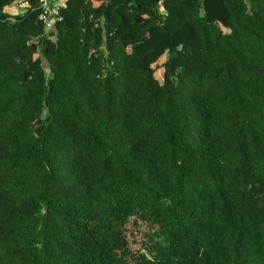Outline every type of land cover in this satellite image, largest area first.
Returning <instances> with one entry per match:
<instances>
[{"label":"trees","instance_id":"16d2710c","mask_svg":"<svg viewBox=\"0 0 264 264\" xmlns=\"http://www.w3.org/2000/svg\"><path fill=\"white\" fill-rule=\"evenodd\" d=\"M39 1L0 11V264H264V0H60L50 37Z\"/></svg>","mask_w":264,"mask_h":264},{"label":"rangeland","instance_id":"374dc122","mask_svg":"<svg viewBox=\"0 0 264 264\" xmlns=\"http://www.w3.org/2000/svg\"><path fill=\"white\" fill-rule=\"evenodd\" d=\"M20 8V7H19ZM18 8V9H19ZM8 11L4 12H11L12 8L8 7ZM12 13H15L14 11ZM161 62H159L160 64ZM162 73L163 70H157L154 74V78L157 79L159 82L162 81ZM162 83V82H161ZM125 237L128 244L129 250L131 252H143V244L146 242V238L144 234H146L147 228L143 223L133 218L129 219V222L125 225Z\"/></svg>","mask_w":264,"mask_h":264},{"label":"built area","instance_id":"2783aa9c","mask_svg":"<svg viewBox=\"0 0 264 264\" xmlns=\"http://www.w3.org/2000/svg\"><path fill=\"white\" fill-rule=\"evenodd\" d=\"M40 19L46 36L54 30V24L59 21L60 0H40Z\"/></svg>","mask_w":264,"mask_h":264},{"label":"clouds","instance_id":"9594fccd","mask_svg":"<svg viewBox=\"0 0 264 264\" xmlns=\"http://www.w3.org/2000/svg\"><path fill=\"white\" fill-rule=\"evenodd\" d=\"M27 7V0H23V2L20 4L19 9H12V11L16 12L17 14H20L23 12V10ZM8 7L5 6L3 9H0V11H8Z\"/></svg>","mask_w":264,"mask_h":264},{"label":"crops","instance_id":"0c3cea01","mask_svg":"<svg viewBox=\"0 0 264 264\" xmlns=\"http://www.w3.org/2000/svg\"><path fill=\"white\" fill-rule=\"evenodd\" d=\"M12 9H14V8H12ZM16 9V8H15ZM13 11H11V12H9V13H11V14H13V15H16L17 13L15 12V13H12Z\"/></svg>","mask_w":264,"mask_h":264}]
</instances>
